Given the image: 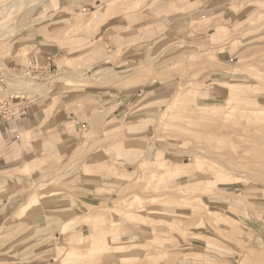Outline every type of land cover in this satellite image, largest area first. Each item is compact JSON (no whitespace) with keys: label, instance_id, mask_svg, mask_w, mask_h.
I'll return each mask as SVG.
<instances>
[{"label":"rangeland","instance_id":"obj_1","mask_svg":"<svg viewBox=\"0 0 264 264\" xmlns=\"http://www.w3.org/2000/svg\"><path fill=\"white\" fill-rule=\"evenodd\" d=\"M11 1L0 0L8 19L0 27L2 63L34 66L36 36L66 48L37 76L10 71L6 81L0 62V121L7 104L33 110L57 100L55 107L76 113L91 108L85 118L93 129L73 163L76 152L66 156L64 148L39 153L22 197L0 216V264H264V7L248 25L199 45L186 36L193 17L240 0H209V12L187 17L178 12L188 1L145 0L133 13L156 16L176 3L156 16L169 17L171 28L154 34L127 28L125 14L105 17L104 0L86 8L26 0L8 16ZM246 2L249 11L260 7ZM77 16L84 22L73 34L82 41L63 43ZM136 46L137 62L115 61ZM86 47L93 49L75 54ZM64 56L75 61L62 72ZM101 134L99 143L136 154L117 163L107 149L108 161L85 168L89 143Z\"/></svg>","mask_w":264,"mask_h":264},{"label":"crops","instance_id":"obj_2","mask_svg":"<svg viewBox=\"0 0 264 264\" xmlns=\"http://www.w3.org/2000/svg\"><path fill=\"white\" fill-rule=\"evenodd\" d=\"M73 1L78 4H84V8L92 7V3L98 2V0ZM182 1L186 3L188 1L187 5L178 12L183 17L198 16V13L205 11L209 12V10H211L206 9V3L209 0ZM228 1L229 0H226V2ZM252 1L254 0H251V2ZM255 1H258L257 3H259L260 7H256L253 11H249L251 6L247 4L246 0H240L237 5L233 4L232 6H228V3H226V9L223 12H216L201 18L193 17L188 23L186 36L189 37V39L192 36L191 41L193 43L210 45L213 38L217 41L220 35L222 36L223 33H226L229 28L238 26L244 27L248 25L249 22L253 21L257 15L261 13L260 9L263 10L264 7V0ZM104 2L103 13L105 17L108 18L125 14L122 16V20L127 28L149 34L169 30V27L171 28V26H169V17H165L167 20H164L156 16L164 14L163 12L172 9L176 5V3L173 2L167 7L161 8L157 13L155 12L156 16H154L147 12V9H144L142 12L133 13L144 5L145 0H104ZM94 13L95 12H93V14ZM122 20L120 18L118 26H121ZM75 21L76 22L63 37H58L63 43H79L82 41L83 38H79L78 36L75 37L73 33L84 21L80 16H77ZM215 21L219 22L220 25H217L214 31L210 30V27L213 26ZM171 30H173V28ZM201 31L204 32L205 36L208 38L207 40L199 38L200 36H198V33ZM91 37L92 36L87 35L85 39H92ZM36 38L39 39L36 40L38 53L30 57L34 63L32 67L44 69L46 67H52L54 65L52 58L61 55L66 47L61 49L55 41L40 40L38 36H36L35 39ZM92 49L93 48L90 47L82 48V50L75 54L88 53V51ZM128 49L129 52L126 50L124 55L117 57L115 61L118 62V60L122 59L127 62H137L140 58V55L137 53L142 52L141 47L136 46L134 49L129 47ZM110 50L116 52V47L113 46L107 51ZM60 59V67L58 68L59 71L61 70L62 72L67 71V66L70 65L72 61H75L66 56L60 57ZM0 62L2 63V60ZM103 64L112 65L111 62H105ZM1 66L4 68L2 74L6 81L10 71L13 72L25 69L22 59L19 58L17 60L12 58L10 61H7L6 65L2 63ZM102 93L103 91H98L92 94L96 97L100 96L102 99ZM74 94H80L79 96L81 97L89 95L85 90H76ZM56 102L57 100H54L50 103L49 107L47 106L45 109H43V107L33 110L26 109L24 115L18 119L0 121V216L4 215L8 211V208L13 206L12 204L22 197V192L26 189L25 185L31 178V171H35L41 163L40 160L36 159L44 148H51L60 152H62L64 148L63 154L66 156L68 153L72 155L79 150V145H81L84 140L83 134L93 129H91L92 126L86 119L92 113L91 108L85 106L83 114L76 113L75 111L68 110L63 105L55 107ZM53 107L55 108L53 109ZM51 110L52 112L49 113ZM99 136H102V134ZM39 138L44 139H42L43 141H37ZM102 139L103 136L89 143V148L92 150L90 151L88 159L91 160L85 162V168L102 166L105 161H108V157L111 155L114 156V160H116L117 163H120L122 157L124 158L128 154H136L132 149L122 145L114 144L111 146V142L99 143ZM107 149H109L111 155L106 153ZM76 154L77 152L71 156L70 163H73L77 159ZM253 234L255 235L256 233Z\"/></svg>","mask_w":264,"mask_h":264},{"label":"built area","instance_id":"obj_3","mask_svg":"<svg viewBox=\"0 0 264 264\" xmlns=\"http://www.w3.org/2000/svg\"><path fill=\"white\" fill-rule=\"evenodd\" d=\"M42 71V69H39V68H34V67H28L27 68V75L28 74H34V73H37L39 74L40 72ZM22 101V100H21ZM24 102H16V103H12L11 107L9 106V104H7L6 106V109L2 111V115H3V119L5 121H10L11 119H16V115L19 114L17 116V118L21 117L24 115V112L26 111V107L25 106H22L21 108H19L17 111L15 110H12L11 109L13 108V106H18ZM4 107V106H3ZM5 108V107H4ZM3 108V109H4ZM8 115V116H7Z\"/></svg>","mask_w":264,"mask_h":264},{"label":"bare ground","instance_id":"obj_4","mask_svg":"<svg viewBox=\"0 0 264 264\" xmlns=\"http://www.w3.org/2000/svg\"><path fill=\"white\" fill-rule=\"evenodd\" d=\"M25 1L26 0H12L11 2H9L8 3V5L6 6V15H8V16H11L13 13H15V11H17V10H14V12H10L9 10H11L12 8H18L20 5H22L23 3H25ZM13 10V9H12ZM11 14V15H10ZM6 20H8L7 19V16H6V18H5V14L3 13H1V15H0V27L3 25V27L5 26L4 24H3V22L4 21H6ZM6 26H7V24H6ZM7 27H4L2 30L4 31V29H6ZM1 30V29H0ZM3 31H1V32H3ZM29 67H31V66H29ZM34 68H36V67H34ZM27 69V68H26ZM26 69L24 70V71H26ZM39 69H41V68H39ZM31 75H35V76H37L38 74L37 73H34V74H31ZM51 78H49V80H50ZM35 80V79H34ZM26 107V106H25ZM26 109H27V107H26ZM18 119V118H17ZM243 153H246V150L244 151L243 150ZM243 155H241V154H238L237 155V158H236V161H237V163H239L240 165L242 164L241 163V161H242V159H241V157H242ZM252 162H254V161H252ZM249 164H251V162L249 161ZM254 165H255V162H254ZM232 170V169H231ZM235 170V169H234ZM237 171V170H236ZM240 171V170H239ZM238 172V171H237ZM251 174V173H250ZM246 175V174H245ZM248 175V174H247ZM248 176H250V175H248ZM252 178V177H251ZM259 182V181H258ZM260 184H261V182H259ZM260 186H262V185H260Z\"/></svg>","mask_w":264,"mask_h":264}]
</instances>
